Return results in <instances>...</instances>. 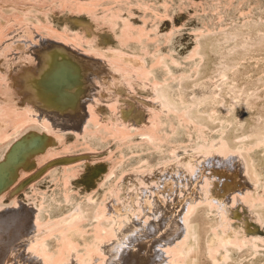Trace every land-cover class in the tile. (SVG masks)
I'll return each mask as SVG.
<instances>
[{
	"label": "bare ground",
	"instance_id": "1",
	"mask_svg": "<svg viewBox=\"0 0 264 264\" xmlns=\"http://www.w3.org/2000/svg\"><path fill=\"white\" fill-rule=\"evenodd\" d=\"M11 1L0 0V9L19 14L23 20L20 16V22L11 19V25L16 26L12 32L7 31L6 22L0 24V206L4 199L9 202L0 207V243L7 244L9 250L5 264H197L200 233L194 213L204 204L205 213L213 209L216 216L206 222L213 237L203 251L212 264H220L215 256L221 250L225 261L233 247L250 245L255 249L262 237L248 235L233 221L240 211L264 230V219L258 215L264 204V198L259 197L264 182L254 164L242 156L245 152L234 149L230 154L231 146L222 140L200 139L194 147L174 148L169 150L171 157L155 168H141L132 174L120 171L107 181L113 174L109 171L96 183L103 188L102 200L97 204L89 197L86 209L76 206L65 218L43 216L49 207L41 201L38 205L21 204L20 199L16 202L19 192L27 195L25 186L37 188L36 182L44 175L52 183H62V198L70 202L66 189L80 188L73 179L82 176L84 165L93 163L97 153L71 152L79 140L90 144V140L111 135L121 143L123 137L130 140L134 136L139 145L141 140L159 150L163 135L153 133L160 115L156 112L184 114L187 109L189 116L192 108L170 98L166 83L174 56L164 57L160 47L148 49L144 39L148 31L145 35L130 19L135 14L131 7L139 5V0ZM140 8L155 11L145 5ZM64 12H82L87 19L79 27L55 23L52 17ZM154 61H160L157 66L167 76L161 77L159 84L154 83L156 71L150 66ZM237 64H227L222 76ZM139 89L147 90L146 100L138 99ZM123 96L133 98L142 111L139 122L123 120L122 108L128 104L120 98ZM254 136L264 149V124ZM101 150H108V145ZM74 160H78L76 164ZM39 196L43 202L44 193ZM84 222L90 223L89 230Z\"/></svg>",
	"mask_w": 264,
	"mask_h": 264
},
{
	"label": "rangeland",
	"instance_id": "2",
	"mask_svg": "<svg viewBox=\"0 0 264 264\" xmlns=\"http://www.w3.org/2000/svg\"><path fill=\"white\" fill-rule=\"evenodd\" d=\"M13 1L19 4H30V1L25 0ZM138 4L137 6L133 5L131 7L135 14L133 17L131 16L130 19L133 21L135 27L139 26V28H142L145 35L146 31H148V38L144 37L148 49L152 50L156 47L157 49L160 47L158 50L162 49L163 53L161 50L160 51L162 55L165 54L164 57L169 58L170 55L174 56L175 59L173 60V64H175L173 65L171 63V65L169 63V65H171L169 69L171 70L170 75L172 77L170 75L168 76V83L166 84L170 87V98L175 104L179 105L180 102H183L185 103L183 104L185 107L187 106L189 109L192 108L190 111L191 113H188L190 118L186 114L187 109L184 110L186 112H184V114L183 111H181V113L177 111L180 114L173 111L174 113H169L167 115L166 113L162 114V112H156L160 115L158 117L153 116V119L157 117L159 120L157 121V119H155V121H157L155 122V132H153L154 129L152 131L150 129H145V131L156 133L158 137L160 134L163 135L159 138L162 137L161 139H163L162 141L165 145L160 142L161 144H159V147H161L159 150L152 148L149 144L141 140L139 141L141 142L139 145L137 143L138 140L134 138V136H131L130 140L129 138L125 140L126 137H123V140L120 139L122 140L121 143L120 141L117 142L114 140V137L112 138L111 135H105L108 136L105 140V136L101 138L102 140H90V144L88 142L89 140L85 143L79 140L74 146L75 149H72L74 151L71 152L77 154L81 151L89 152V150H93L97 153L95 154L93 163L91 161L90 163H86L85 166L83 162H80V165H84V173L82 176L79 175L80 177L77 176L76 178L79 177L78 179H73L80 188L72 186L69 187L70 190L66 189V193H70L69 196L72 199L70 202H66V200L62 198L65 195H61V192L65 193L62 183H52V181L47 180V175H44L45 177L43 178H39L36 182L38 183L37 188L31 185H29L30 187L25 186L27 195L25 196L24 193L21 194V192H19L16 196V202L20 199L21 204L23 203L26 205L34 203L38 205L41 201L42 205L44 204L47 208L49 207L47 209V215H45L44 211L42 212L43 216H49L52 220L59 219L63 216L65 218L69 216V213L72 212L76 206L86 209L87 198L89 197L97 204L102 200L103 188L97 185L99 183L98 181H101L103 175L107 172L113 171V174L107 180L110 181L114 176H118L120 171L132 174L135 173L136 170L138 172V169L140 170L141 168H155L162 161L171 157L170 151L172 149L178 148L177 151H180L186 147H194L200 139L207 141L222 140L225 144L231 146L232 151L230 149V154L235 151L239 152L238 149H240L241 154L245 152L242 156L250 165L254 164L260 180L264 182V149L262 146H258L255 143L254 136L257 129L264 124V0H139ZM144 5L146 7H153V10L155 8V11H153L154 13H152L151 10H143L140 8ZM4 10L0 9V15L2 13L1 17L5 20H2L0 17V24L4 25L6 22L7 31L12 32L16 26H13V24L11 25V19L16 17L14 20H16V22L19 20L18 22H20L23 20L22 16L19 14H8V12H10L9 10H5L4 13ZM122 14L123 16L126 15L125 12H122ZM6 15H10V17ZM7 19H9V21H7ZM52 19L57 24L66 23L72 27H79L81 22L87 18L82 12L73 15H67V12H64L58 16L52 17ZM144 22L146 26H143ZM9 23L10 26L8 27ZM152 26H157V28ZM151 27L153 28L152 30H150ZM150 38L154 40L151 41L149 40ZM155 44H157V46ZM146 59L149 62L148 55ZM229 61L233 62L229 63ZM154 62L151 63L150 66H154H152V68L156 71V78H158H155L158 82H155L156 80L154 79V83L159 84L163 81L161 77L167 79V76L166 74L164 75V69L161 68V70L157 66L160 61H157L158 63L155 62V64ZM234 63H238L236 69L230 72L228 71V74L223 77L222 70L227 64L230 65ZM147 66H149V63H147ZM218 69L221 70V72ZM233 71L236 72L233 73ZM142 90L139 89L140 93L138 91V95H142L144 98L138 96V99H143L144 101L147 97V90ZM120 98L124 101L127 99L125 102L128 103L124 109L122 108L123 120L128 122V120L134 119L139 122L142 111L135 107L134 99L129 96ZM197 102L201 104L197 106ZM192 103H194V105H192ZM232 104L235 105V107L233 106L234 108ZM194 106L197 108L195 109ZM230 106L232 107L231 109ZM227 109L230 110V112ZM105 112L108 113L107 108ZM161 114L163 117H161ZM210 116H212V118ZM161 118L163 121L164 118H166L168 122L166 120L162 122ZM169 123L171 124L170 126ZM194 123L195 126H193ZM158 125H160V130H158ZM163 127H165V130H162ZM20 130L22 129H19V131ZM193 130L195 132H193ZM123 133L125 132L123 131ZM116 139L118 140L119 138ZM133 139L136 140L134 141ZM98 141H100V143H97ZM130 143L131 145H129ZM244 143L246 144L243 146ZM107 145L108 150L102 151V147H107ZM243 147L245 150L242 149ZM65 152L68 153L70 151H63L62 153L64 154ZM108 153H112V156L108 155ZM77 156H80V154ZM229 157L230 155L228 154L227 158ZM117 160L119 162L115 163ZM76 161L78 160H74L75 163L73 164H76ZM77 164H79V162ZM41 193L45 195L43 202L39 196ZM261 193L262 195L259 197L263 199L264 191H261ZM106 200H108V196H106L105 201ZM263 200H261V202L264 203ZM8 203V200L4 199L1 206ZM263 205L264 204H262L261 210L259 209L260 212L258 215L264 219ZM205 210H207V205H200L194 213L196 215L194 219L196 218V221L198 219L195 225L199 227L197 231L200 233V254L197 258L199 262L197 264H212L211 260L203 255V251L205 250L207 240L213 237V231L208 230L206 222L215 219L216 216L213 209L207 214ZM237 215L238 219L233 221L235 226L244 227L248 235L261 236L262 241L256 242L255 249L250 245L241 246L240 249H236L235 247L231 248L228 254H225L227 256L225 261H222L224 255L222 250L216 254L215 258L220 264H264V230L260 228L255 221L248 219L246 214L237 211ZM83 226L88 230L90 229L89 222H84ZM87 237V241H89L90 237ZM7 247V244L0 243V264H5V260L9 256Z\"/></svg>",
	"mask_w": 264,
	"mask_h": 264
}]
</instances>
